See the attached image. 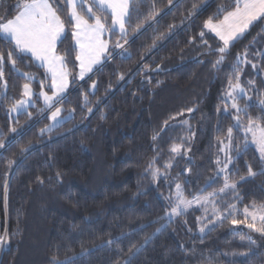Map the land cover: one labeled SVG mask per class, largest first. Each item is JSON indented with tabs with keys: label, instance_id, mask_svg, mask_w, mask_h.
<instances>
[{
	"label": "trees",
	"instance_id": "16d2710c",
	"mask_svg": "<svg viewBox=\"0 0 264 264\" xmlns=\"http://www.w3.org/2000/svg\"><path fill=\"white\" fill-rule=\"evenodd\" d=\"M15 3L0 0V15L7 11L11 17ZM235 3L173 0L170 5L168 0H139V12L132 13L128 27V43L115 49L119 35L111 36L110 60L82 83L75 81V47L70 29L66 30L57 52L67 53L72 84L57 107L63 118H71L43 134L50 113L39 110L42 103L36 98L37 106L28 112L14 117L9 111L22 99V86L28 82L23 73L34 75L31 85L38 90L39 81H47L43 68L28 55L16 69L5 62L0 81V142L5 143L0 149V235L8 233L10 243L0 248V264H53V258L70 259V264H124L133 245L139 251L131 264H264V238L243 224L225 220L201 233L206 221L198 220L204 214L199 207L171 221L166 216V198L174 194L176 182L187 199L223 186L222 178L209 182V177L215 174L217 157L224 159L218 141L227 143V129L235 124V110L225 94L229 80L235 83L238 54L244 59L247 52L251 61L239 64L240 83L251 99L241 97L238 103L242 108L248 105V116H264L260 104L264 99V17L229 47L222 64L212 66L219 59L215 49L221 42L203 28L204 22L210 17L214 22L223 20ZM152 11L158 15L146 20ZM137 25L140 28L134 30ZM201 31L208 45L202 42ZM8 48L0 35V51ZM249 81L254 82L252 86ZM189 108L193 111L188 112ZM248 116L241 113V121L247 124ZM12 128L17 131L13 133ZM232 135L233 148H243L241 129L233 128ZM247 140V149L230 165L231 178L239 182L243 197L237 205L241 211L253 202L264 204L259 154ZM174 143L183 147L181 155L172 159L169 149ZM155 156H159L155 167L161 172L171 160L167 179L154 181L147 170ZM9 161H14L11 168ZM248 164L257 175L247 177ZM240 176L246 181L240 182ZM231 196L221 193L217 200L232 202ZM237 219L243 216L237 214ZM146 236L151 237L148 243Z\"/></svg>",
	"mask_w": 264,
	"mask_h": 264
},
{
	"label": "snow or ice",
	"instance_id": "6c2138e0",
	"mask_svg": "<svg viewBox=\"0 0 264 264\" xmlns=\"http://www.w3.org/2000/svg\"><path fill=\"white\" fill-rule=\"evenodd\" d=\"M169 4L173 3V0H168ZM179 2V0H177ZM139 0H16L13 7V14L9 17L7 11L3 15H0V35L8 42L9 48L5 51H0V81L4 78V67L7 61L16 69L18 61L24 59L25 54H31V58L39 62V66L45 69V79H50V83L47 87L51 90V95L44 90V80L39 81L40 91L35 93L31 87V82L35 79L31 73H23L26 83L22 86L21 96L22 99L16 100L11 108L10 112L26 111L29 104L34 106L36 99H43V103L46 109L52 110L51 115L48 117L53 124L45 129H41V134L46 131H50L52 127L62 126L65 119H70L71 115L67 118H61L60 114L62 109L55 107L65 99L64 93L69 87V72L66 70L67 59L64 55L58 54L57 44L63 43L66 38V30L70 29L71 38L75 42V61L79 66V79L84 80L85 77L92 73L97 65L102 63L103 59H106L112 55L109 49V39L111 36L119 35V39L114 44L115 49H122L124 44L128 43V27L131 25L132 13L139 12L138 9ZM86 6V8H85ZM196 5H193L195 10ZM63 14V18H62ZM192 13H190L191 15ZM158 13L152 11L146 20H154ZM264 17V0H236L235 8L233 11L228 12L224 16L223 20L214 22L213 18H209L204 22L203 28L207 29L209 33H214L215 37L219 39L221 45H219L215 51L220 54L219 59L213 63V68L222 64L225 58V54L234 41H237L243 36L249 26L256 21ZM110 20V23H109ZM140 25H137L138 30ZM108 35L109 39L105 36ZM200 37L205 45H208V41L203 39L205 32H200ZM121 40L123 43H121ZM210 47V46H209ZM107 54V56H106ZM123 55V53H119ZM237 67L234 69L235 83L230 79L228 82L229 90L225 94V99L231 101V108L235 110L233 119L235 124L227 129L226 140H219V151L224 153V159L219 157L215 160L217 165L215 174L213 177H209V182H212L218 178L223 179V186L217 192H209L207 195L197 194L192 196L191 199H187L184 196L183 186L176 182L175 192L166 199L168 200L169 210L166 212V216L169 221L173 217H179L187 213L193 205H197L203 209V216L198 218L203 223L199 231L204 233L211 225L216 227L217 223L222 224L225 220H229L232 225H245L249 230L255 233H259L264 238V204L259 206L255 202L250 205H244L242 211L237 207L238 203L243 202V197L238 192V181L232 180L233 168L230 165H234L235 159L241 154L242 151L247 149L248 140L247 137L251 136V142L255 144L256 150L259 152V163L261 164L260 175H264V123L260 120L264 119V116L253 118L248 116V105L242 108L240 107L238 100L241 96H246L245 88L240 83V63H251L247 60V52L244 54V59H241L240 54L237 55ZM252 67L255 69L257 65L252 63ZM17 71H19L17 69ZM123 80V75L120 76ZM254 82L249 81V86H252ZM7 87V82L3 85ZM95 89V83L91 86ZM251 99V97H248ZM87 102V95L84 97ZM260 104L264 106V99L260 100ZM225 111H227V105H225ZM43 111V109H41ZM92 112V109H88ZM188 112H192L193 109H187ZM219 111V109H218ZM261 112L264 113V107L261 108ZM241 113L248 116L247 124H243L241 121ZM29 117L31 113H28ZM175 119V117H172ZM186 124L187 121H184ZM164 126H169V122L164 121ZM233 128L243 129L245 135V141L243 148L237 146L235 149L232 145L233 140ZM11 131L15 133L16 128H12ZM161 132L164 128H161ZM160 133L153 135V141L157 140ZM182 144H172L169 152L172 155V159L175 156L181 155ZM5 148V143L0 142V149ZM235 152V156H233ZM159 156L153 157L148 164V169L151 170L153 180L158 178H168V170L173 167L171 160L164 164V172H161L158 167H155ZM14 161H9L8 167L11 168ZM257 175V172L253 171L251 164L247 165V177H253ZM239 181H246L245 176H240ZM171 189V185H169ZM203 193V189L201 190ZM223 193L224 195L232 194V202L218 201L217 197ZM7 199V184H5V200ZM222 204V206H221ZM237 214L243 216V219H237ZM164 227V226H162ZM158 232L160 229L157 230ZM151 237H145V243ZM247 239L250 243L255 244L251 236ZM10 243V236L8 233L0 235V248L6 247ZM112 243V241H108ZM135 248V251L133 250ZM139 251L135 245L129 248V259L124 264H131V257L135 255V252ZM251 251V249H249ZM53 264H70V259L61 261L53 258Z\"/></svg>",
	"mask_w": 264,
	"mask_h": 264
},
{
	"label": "rangeland",
	"instance_id": "374dc122",
	"mask_svg": "<svg viewBox=\"0 0 264 264\" xmlns=\"http://www.w3.org/2000/svg\"><path fill=\"white\" fill-rule=\"evenodd\" d=\"M85 8H86V6H85ZM262 18V17H261ZM260 18V19H261ZM260 19H258V20H260ZM258 20H256V21H253V23L249 26V28L245 31V33L258 21ZM244 33V34H245ZM118 34V33H117ZM243 34V35H244ZM2 36V35H1ZM65 36H66V34H65ZM3 37V36H2ZM105 38L106 39H109V37H108V35L106 34V36H105ZM73 41V40H72ZM235 42V41H234ZM233 42V43H234ZM58 44H59V42H58ZM58 44H57V46H58ZM73 44H74V47H75V42L73 41ZM110 47H111V45H110V39H109V49H110ZM25 55H28V56H30L31 57V54L29 53V54H25ZM106 56H107V54H106ZM110 58H111V56L110 57H108V58H106V59H103L102 60V63L100 64V65H97L95 68H94V70H93V72L92 73H89L86 77H85V79L84 80H80L79 79V76H78V73H79V66H78V62H77V73H76V75H75V81H77V82H79V83H82V82H84V81H86L87 79H89L92 75H94L103 65H104V63H106V62H108L109 60H110ZM33 61L39 66V62L38 61H35L34 59H33ZM43 68V67H42ZM66 70L69 72V87H68V89L66 90V92L64 93V96H65V98L67 97V95L69 94V92H70V90H71V84H72V77H71V72H70V70L67 68V65H66ZM43 72H44V74H45V69L43 68ZM35 80V79H34ZM33 80V81H34ZM47 81L46 82H44L45 83V88H44V90L45 91H47L48 92V94L49 95H51V90L47 87V85L50 83V79H46ZM31 87H32V89H33V91L35 92V93H38L39 91H40V88L38 89V90H34V88H33V86L31 85ZM246 91V90H245ZM247 93V92H246ZM241 97H248V94L246 95V96H241ZM240 97V98H241ZM36 97L34 96L33 97V100L35 101V104H34V106L32 105V104H29L28 106H26V108H27V110L26 111H19V112H11V116H17L18 114H20V113H23V112H28L29 110H30V108H32V107H36L37 105H36V99H35ZM38 101H40L41 103H42V107L41 108H39V110H41V109H43L44 111L46 110V113H50V115H51V111H54L55 109L53 108L52 110H48V109H46L45 108V106H44V103H43V99L42 98H40V99H37ZM229 101V100H228ZM230 103H231V101H229ZM59 104H57L55 107H57ZM60 116H61V118H63V116H62V111H61V114H60ZM50 120V119H49ZM243 123V122H242ZM53 124V121H51L50 120V124H49V126L50 125H52ZM243 124H245V123H243ZM246 125V124H245ZM52 128H54V127H52ZM51 128V129H52ZM241 131L244 133V131H243V129L241 128ZM248 138L250 139V143H251V145H253V147H255L256 148V146H255V144H253L252 142H251V136L249 135L248 136ZM258 152V151H257ZM258 154H259V152H258ZM192 207H198L197 205H193Z\"/></svg>",
	"mask_w": 264,
	"mask_h": 264
}]
</instances>
